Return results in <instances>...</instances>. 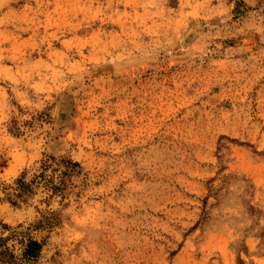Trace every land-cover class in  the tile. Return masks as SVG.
<instances>
[{"label":"rangeland","instance_id":"374dc122","mask_svg":"<svg viewBox=\"0 0 264 264\" xmlns=\"http://www.w3.org/2000/svg\"><path fill=\"white\" fill-rule=\"evenodd\" d=\"M1 237L0 264H264V0H0Z\"/></svg>","mask_w":264,"mask_h":264},{"label":"trees","instance_id":"16d2710c","mask_svg":"<svg viewBox=\"0 0 264 264\" xmlns=\"http://www.w3.org/2000/svg\"><path fill=\"white\" fill-rule=\"evenodd\" d=\"M50 160L54 161V157H49ZM59 163H61L65 170L61 171V180L59 185H53L51 186V190L56 191V190H61L64 185H66V176L67 175H73V174H79L80 173V166L77 162L72 161L70 159L66 158H61L59 160ZM40 177L43 176L44 180L47 181L46 177L44 176V173L41 172L39 175ZM32 182H26L23 179V176L17 177L14 180V186L12 195L17 198V199H23L26 198L29 194L32 193ZM12 203H16V200H12L9 198ZM4 238L1 237L0 241H3ZM1 247V245H0ZM39 251V243L36 241H29L26 244V247L24 249L23 255L26 257H34L36 256L37 252ZM12 253L9 252L8 247L2 246V249H0V263H9L12 261Z\"/></svg>","mask_w":264,"mask_h":264}]
</instances>
